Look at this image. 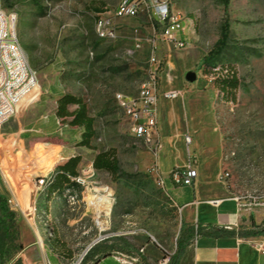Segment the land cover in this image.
Returning a JSON list of instances; mask_svg holds the SVG:
<instances>
[{
    "label": "rangeland",
    "instance_id": "374dc122",
    "mask_svg": "<svg viewBox=\"0 0 264 264\" xmlns=\"http://www.w3.org/2000/svg\"><path fill=\"white\" fill-rule=\"evenodd\" d=\"M121 2L1 0L16 17L20 44L38 79V100L19 108L1 134L4 146L12 144L0 176L20 206L23 264L82 263L93 248L108 247L117 250L113 256L121 264H138V256L146 264H168L186 227L181 208L155 181L168 160L158 165L130 133L116 100L118 94L137 96L147 80L154 22L145 11L116 21L117 40H101L96 33L95 17L105 13L96 15L94 7L102 5L105 15H113ZM172 8L193 20L195 29L190 48L158 45L155 50L162 62L161 90L182 94L159 104L164 144L177 147L173 166L183 168L194 158L205 196L239 199L264 214V0H230V38L213 65L229 66L237 75L233 102L223 100L207 73L212 64L203 62L221 35L222 0H172ZM190 72L197 75L194 83L186 80ZM67 95L81 99L95 121L92 150L78 146L82 129L56 115L58 101ZM187 137L193 140L190 147ZM110 149L119 161L115 178L92 166L96 154ZM75 156L82 162L69 190L37 193V178L55 176ZM163 177L170 192L175 186L169 174ZM103 188L111 192L109 216L94 204L105 195ZM67 195L76 202L68 203ZM263 227L264 222L257 229Z\"/></svg>",
    "mask_w": 264,
    "mask_h": 264
},
{
    "label": "built area",
    "instance_id": "2783aa9c",
    "mask_svg": "<svg viewBox=\"0 0 264 264\" xmlns=\"http://www.w3.org/2000/svg\"><path fill=\"white\" fill-rule=\"evenodd\" d=\"M147 12L153 24V33L148 43L153 55L149 61L147 80L141 86L137 96L130 97L118 94L116 100L122 110L129 126L130 133L143 141L149 151L158 159L162 147L159 132V101L177 100L181 92H162L160 88L162 62L156 56L158 45L169 46L173 49H188L192 45L189 34L194 28L191 19L175 13L172 8V0H122L113 15H100L95 17L96 33L99 39L114 41L119 38L117 20L136 19L142 12ZM16 17L8 14L2 7L0 0V170L6 168L11 157L12 144L4 146L1 134L4 126L12 119L20 105L30 98L37 85V74L28 63V58L20 44ZM234 76V72L224 65H216L212 69V80H224ZM188 147L192 144V138H186ZM191 157V153H189ZM1 172V178L2 177ZM155 181L158 187L166 191V180L159 172L155 173ZM55 176L50 178H37V193L48 196L49 188L55 181ZM169 177L174 186L192 187L196 183L199 174L194 158L183 168L173 169ZM4 181V180H3ZM4 186L6 182L4 181ZM6 188V186H5ZM9 205L18 212L20 209L16 196L10 190ZM68 203H75L72 195H67ZM240 201L239 199H236ZM35 211V208H34ZM19 213V212H18ZM50 238L53 234L50 233ZM135 262L138 260L135 259ZM81 260L77 263L80 264ZM48 264H51L48 262Z\"/></svg>",
    "mask_w": 264,
    "mask_h": 264
},
{
    "label": "trees",
    "instance_id": "16d2710c",
    "mask_svg": "<svg viewBox=\"0 0 264 264\" xmlns=\"http://www.w3.org/2000/svg\"><path fill=\"white\" fill-rule=\"evenodd\" d=\"M225 8V17L221 26V35L213 49L205 56V65H213L224 53L231 34L229 19L230 0H222ZM93 12L106 13L107 10L100 5L94 7ZM99 16V15H97ZM209 67L207 73L212 74ZM229 67V66H228ZM215 85L220 89L223 100L233 102L235 100L239 82L237 75L229 79L215 80ZM74 108V110H72ZM57 117L62 121H69V125L74 128L82 129L79 147L92 150V141L95 137V121L89 116L87 105L73 96H64L58 101ZM82 162L81 156L69 159L65 164L58 167L54 183L49 188V194L64 193L74 185V180L79 177V165ZM96 171H104L112 177H118L120 172L117 151L110 149L95 155L92 163ZM10 193L5 188L0 176V264H23L19 254L24 250L22 240V228L19 213L9 205ZM264 237V227L253 230H229L212 225H197L185 227L178 238L176 252L170 257L168 264H179L187 247L195 240L200 238H257ZM117 252L114 247L92 249L84 258L81 264H121L115 260L113 253ZM138 264H146L141 256H138Z\"/></svg>",
    "mask_w": 264,
    "mask_h": 264
},
{
    "label": "crops",
    "instance_id": "0c3cea01",
    "mask_svg": "<svg viewBox=\"0 0 264 264\" xmlns=\"http://www.w3.org/2000/svg\"><path fill=\"white\" fill-rule=\"evenodd\" d=\"M105 14L108 13L106 12ZM189 36L193 40L195 39V29L191 30ZM167 47L171 48L169 46ZM161 91L167 92L165 90ZM38 98V93L34 91L33 95L24 101L19 108L21 109L27 102L24 108L25 110L37 101ZM164 101L175 100L161 98L159 104ZM160 120L161 107L159 109V132L162 147L159 151L158 165L164 159L168 160L165 167L160 169V175L163 176L170 174L173 169L178 168L173 166L174 160H172V156L176 153L177 147L172 141H167L164 144ZM198 174L199 177L194 186L187 187L190 189L189 191L184 190L185 187L180 188L179 186L170 189V192L166 188L168 196L181 208V214L186 227L212 225L229 230H253L261 227V224L264 222L262 210L248 207L241 201L233 198H208L198 188L197 184L200 179L199 171ZM2 182H4L3 179ZM60 247L65 248V245L62 243ZM68 256H71V252H68ZM179 264H264V237L251 239L200 238L193 241L187 247Z\"/></svg>",
    "mask_w": 264,
    "mask_h": 264
},
{
    "label": "bare ground",
    "instance_id": "6f19581e",
    "mask_svg": "<svg viewBox=\"0 0 264 264\" xmlns=\"http://www.w3.org/2000/svg\"><path fill=\"white\" fill-rule=\"evenodd\" d=\"M38 87V86H37ZM36 87V88H37ZM101 190V189H100ZM99 190V191H100ZM102 192H104L105 193V195L104 196H101V197H99V198H97L96 199V201H95V203L94 204H96V206L98 207V208H101L102 209V211H103V215H105V216H109V213H110V209H111V205L110 204H108V199H109V197L111 196V192L108 190V189H106V188H103V190H102ZM98 194V193H97ZM102 194V193H101ZM109 194V195H108ZM92 197V196H91ZM96 198V197H95ZM110 200V199H109ZM97 208V209H98ZM100 221H102V220H100ZM102 223V222H101ZM103 225H104V227H106V223L104 224V222L102 223ZM102 226V225H101ZM103 228V227H102ZM108 230V229H107ZM105 232V231H104Z\"/></svg>",
    "mask_w": 264,
    "mask_h": 264
},
{
    "label": "water",
    "instance_id": "95a60500",
    "mask_svg": "<svg viewBox=\"0 0 264 264\" xmlns=\"http://www.w3.org/2000/svg\"><path fill=\"white\" fill-rule=\"evenodd\" d=\"M197 79V75L193 72H190L187 74L186 76V80L189 82V83H194Z\"/></svg>",
    "mask_w": 264,
    "mask_h": 264
}]
</instances>
